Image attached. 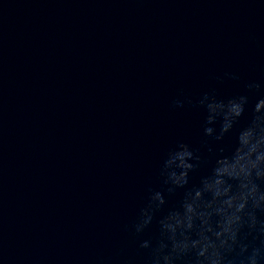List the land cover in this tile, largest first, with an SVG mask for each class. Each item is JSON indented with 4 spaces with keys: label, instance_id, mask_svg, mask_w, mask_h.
<instances>
[{
    "label": "water",
    "instance_id": "1",
    "mask_svg": "<svg viewBox=\"0 0 264 264\" xmlns=\"http://www.w3.org/2000/svg\"><path fill=\"white\" fill-rule=\"evenodd\" d=\"M249 80L264 0H0V264H146L125 225L163 153L202 138L171 101Z\"/></svg>",
    "mask_w": 264,
    "mask_h": 264
},
{
    "label": "clouds",
    "instance_id": "2",
    "mask_svg": "<svg viewBox=\"0 0 264 264\" xmlns=\"http://www.w3.org/2000/svg\"><path fill=\"white\" fill-rule=\"evenodd\" d=\"M240 80L236 72L215 77L217 86ZM244 88L223 97L209 87L195 99L180 91L171 101L174 111L202 113V138L198 148L178 140L163 153L159 188L147 187L125 225L146 264H264V80ZM226 137L229 147H214ZM209 166L190 187L191 175ZM178 192L182 198L169 206Z\"/></svg>",
    "mask_w": 264,
    "mask_h": 264
}]
</instances>
